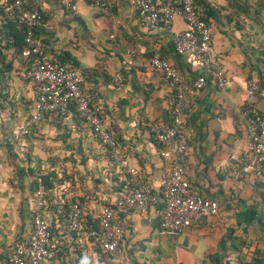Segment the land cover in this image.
Returning a JSON list of instances; mask_svg holds the SVG:
<instances>
[{
    "label": "clouds",
    "instance_id": "9594fccd",
    "mask_svg": "<svg viewBox=\"0 0 264 264\" xmlns=\"http://www.w3.org/2000/svg\"><path fill=\"white\" fill-rule=\"evenodd\" d=\"M6 2L7 0H0V4ZM65 2L70 5L72 12L84 20L88 28L93 27L90 4L85 0ZM132 2L133 11L139 6L142 9L141 18L146 19L149 24L141 29L148 33L142 38L147 43L136 45L137 58L147 60L151 58L150 53H155V69L161 72V78L166 79L164 73L167 72V76H174L180 83H184L185 78L191 83L192 73H196L202 86L206 75L214 71L215 64L223 65L226 55H231V42L225 39L218 43L212 29L204 30L201 37L197 36V29L192 24H187L182 33L174 34L171 29L176 24L171 0ZM219 2L224 4L225 0ZM45 7L49 6L45 4ZM145 12L151 15L145 17ZM199 27L204 29V25L200 24ZM75 29V23L70 28H57L56 36L63 44L68 45L66 51L56 56H45L44 62L34 65L31 72L26 67L18 74L14 70L11 73L12 79L8 81L16 101L23 97L36 104L34 85L41 83V77L35 76L34 80L32 77L37 71L43 72L45 77L51 73L48 83L55 89V104L60 110L57 123L39 122L35 118V108L28 113L18 112V122L11 121L12 137L19 143L20 151L27 153L31 149L32 156L39 157V163L34 159L31 165L32 168L39 169L37 182L42 184L45 174L50 177V187L47 190L43 187L40 189V207L30 198L26 205L28 211L38 213L35 222L40 226L41 241L54 250L50 254L41 249L38 255L46 257L44 264H49V261L53 264H150L155 257L153 250L157 244L149 230L139 223L141 217L149 219L150 214L146 208L137 212L124 209L122 202L118 201L120 194L115 190L126 184L129 175L138 179L150 177L151 188L161 189L165 182L162 179L163 173L159 170L164 168L166 161L171 162L173 153L161 151L155 142L143 140L137 120L128 119L120 121L119 126L124 141L131 143L119 146V159L114 163L109 162L110 154L105 145L110 141L118 145L119 141L112 130V116L105 105L111 104L110 97L115 98L112 94L119 97L130 92L131 84L125 86L121 83L117 86L112 83L107 73L103 72V66L115 57V53L112 57L103 55L77 38ZM244 31L252 36L256 46L264 43V33L259 32L251 20L245 21ZM242 38V34L237 33V39ZM178 42L183 47L178 46ZM28 55L29 53H24V56ZM189 56H195L196 59L191 61ZM214 57L218 58L215 62ZM169 58L171 63L168 62ZM114 65L117 69L122 67L118 60H114ZM94 72L100 74L101 85L108 80L107 88L93 89L88 86ZM148 75L151 77L152 72ZM119 79L123 81L124 76L121 75ZM224 84L226 89L231 90V96L238 97L241 105L252 96L246 76L234 67L231 73L226 74ZM57 85H63L64 88H58ZM61 91L65 92L63 96ZM188 94L194 96L198 93L188 89ZM160 99H164L163 95ZM124 115L129 116L127 110ZM177 115V123L187 122L184 114ZM29 116L33 119L29 120ZM9 124L8 117L0 116V217L8 218L6 234L8 243L11 244L24 225L20 216L23 198L18 167L14 162L15 156L5 146L4 130L9 128ZM33 124L37 126L36 134L41 138H32ZM92 125L95 126L94 129ZM52 131L58 135L43 138L45 133L50 134ZM235 132L233 126L232 134L235 135ZM233 159L236 157L233 156ZM153 165L157 170L155 173ZM184 187L187 188L188 185L185 184ZM193 203L194 201H189V206ZM122 211L123 218L119 215ZM216 211L217 205L212 203L211 211L205 210L204 215L211 216ZM133 215L137 217V222L130 224L129 218ZM97 219L105 233L103 236L96 227ZM53 223L60 238L52 236L48 240L46 237L49 233L45 229L52 228ZM184 223L190 225L191 220H185ZM204 245V241L192 240L189 242V251L194 249L192 254L199 256L204 251ZM55 253L59 255H55L53 259Z\"/></svg>",
    "mask_w": 264,
    "mask_h": 264
},
{
    "label": "crops",
    "instance_id": "0c3cea01",
    "mask_svg": "<svg viewBox=\"0 0 264 264\" xmlns=\"http://www.w3.org/2000/svg\"><path fill=\"white\" fill-rule=\"evenodd\" d=\"M45 4L49 7L46 8ZM198 4L208 9L206 19L210 29L216 33V41L222 43L228 39L233 46L231 55H226L223 63L225 76L234 67L247 79H256L264 85V43L256 46L252 36L244 31L245 21L251 20L259 32L264 33V0H225L224 4L219 0H198ZM29 7L43 14L36 35L43 41L48 54L56 56L68 49V45L56 36V31L57 28H70L73 23L77 25L74 30L76 37L85 44L108 57L115 53L112 60L104 63L103 72L107 73L112 83L115 74L122 73V83L125 86L130 83L132 89L119 97L112 94L115 98L110 97L111 104L105 105L112 116V130L116 133V139L120 146L131 143L124 141L119 123L135 119L143 140L155 142L160 149L151 126L157 120L165 123L170 121L169 109L174 102V90L149 67V59L137 58L136 45L147 43L142 38L148 33L141 30L143 27L137 19V10L133 11L132 0H117L111 5L108 14L92 8V28H88L79 15L64 8L59 0H30ZM15 20L16 11L8 1L0 4V106H4V110L0 109V116L8 117L10 121L9 128L4 130L5 146L15 156L14 162L18 167L23 198L20 216L24 225L9 244L6 234L8 218L0 217V264H9L14 241L28 236L32 230L33 212L26 208L28 199L37 202V191L42 187L45 190L50 187V177L45 174L43 183H38L39 169L31 167L34 159L39 163V157L34 158L31 149L22 153L11 133V121L18 122L17 113H28L33 105L31 100L23 97L16 101L8 83L14 70L18 74L22 68H28L27 61L21 57L18 49L21 40L18 38L16 41L11 33L17 31L22 37ZM174 23L176 27L171 29L173 33L185 28L178 15L174 17ZM237 33H241L243 38L237 39ZM150 56H155V53H150ZM114 60H118L122 67L117 69ZM168 60L172 62L170 58ZM150 71L151 77L148 75ZM195 76L196 73H192L191 79ZM107 83L106 79L101 85L100 74L94 72L88 86L93 89L107 88ZM230 92L225 86L217 88L209 76L207 84L196 92L197 95L187 97L183 112L187 119L184 123L189 149L182 163L187 179L192 188L217 201L219 210L201 221H193L182 233H163L158 225L160 207L157 204L150 205L147 208L150 218L141 217L139 220L157 244L153 250L155 257L150 264H248L250 261L264 260V186L254 175L242 171V151L248 140L244 110L253 104L264 111V100L249 98L248 102L241 105L238 97L231 96ZM161 95L163 100L160 99ZM126 110L129 113L127 117L124 115ZM48 121L57 123L58 117H49L44 122ZM233 126L235 135L232 134ZM36 127L33 124L31 129L33 139L41 138L36 134ZM55 135L58 134L52 131L50 134L45 133L43 138H54ZM115 161L110 156L109 162ZM170 165L171 162L166 161L164 168L159 171L165 175ZM140 166L143 167V164ZM152 167L155 173L157 170L154 165ZM130 179L129 175L128 181ZM140 180L151 188L150 177L145 176ZM122 186L115 191L118 193ZM130 210L138 211L135 208ZM136 222L135 215L129 218L130 224ZM52 230L60 238L55 231V223ZM192 240L205 242L204 251L199 256L192 254L194 249L189 251V242ZM49 264L53 262L49 261Z\"/></svg>",
    "mask_w": 264,
    "mask_h": 264
},
{
    "label": "built area",
    "instance_id": "2783aa9c",
    "mask_svg": "<svg viewBox=\"0 0 264 264\" xmlns=\"http://www.w3.org/2000/svg\"><path fill=\"white\" fill-rule=\"evenodd\" d=\"M10 7L16 11V21L21 27L24 35V45L20 50V55L28 64V71H33V66L44 62V57L50 55L45 49L43 41L37 37L36 29L39 26L42 15L41 12L29 7L30 0H7ZM91 7L99 12L108 14L111 10V5L115 4L117 0H86ZM64 8L71 10L65 0H59ZM155 3V0H152ZM133 3V2H132ZM173 5L172 14L180 16L185 24H192L197 29V36L202 37V33L206 29H210L207 23V13L204 7L197 3V0H171ZM137 19L141 27L149 26L146 19L141 18L142 9L137 6ZM151 15L145 12V17ZM200 24L204 25V29H200ZM170 27V26H169ZM184 30V29H183ZM182 31L174 32L182 33ZM178 46L183 47V44L178 42ZM29 53L28 56H24V53ZM54 56V55H53ZM189 60L194 61L195 56H189ZM218 58H213L215 62ZM169 63H171L168 60ZM55 63V61H50ZM149 67L159 75L161 72L155 69V56L149 59ZM122 73H117L113 77V81L116 85H120L123 81H120L119 77ZM35 76L41 77V83L34 85V91L36 92V104L32 105V109L35 108V118L39 122H44L49 117H58L59 107L55 104L54 91L52 85L48 83L51 77V73L47 77L43 72L37 71ZM166 77L165 82L174 90V102L169 109L170 121L165 123L157 120L152 123V132L160 145V150L170 151L173 153V159L169 170L162 179L165 184L164 187L157 191H153L146 183L142 182L138 178H133L123 185L118 191V201L122 202L123 208L130 210L132 208L141 209L148 208L150 205H159L158 212V225L159 229L163 233H182L188 228L193 221H201L207 217L204 215L205 210L211 211V204L217 205V211L219 210V204L214 199L203 196L196 189L192 188L186 176V172L182 163V159L189 149L187 131L185 123H177L178 115L184 112L187 105L188 89H191L193 93H196L202 89L208 82V77L211 76L214 84L217 88L222 89L225 84V69L224 66L216 63L214 71L208 73L205 78L204 84H199V76L196 74L192 82L180 83L174 76H167V72L164 73ZM249 89L252 92L250 98H258L264 100V85H262L256 79H247ZM54 83V82H53ZM67 81H65V84ZM58 88H64L63 85H57ZM65 94L61 91V96ZM78 104V101H76ZM71 103V101H70ZM246 129L248 133V140L246 147L242 151V171L254 175L264 186V111H261L253 104H249L245 110ZM33 117L29 116V120ZM93 129L95 128L92 125ZM163 137V139H161ZM103 142V141H101ZM119 144L115 145L111 141L105 145L108 148L110 156L114 160H118ZM247 149V151H246ZM247 169V171H245ZM188 187L185 188L184 185ZM39 198L37 199V207H40L41 196L40 190L37 191ZM44 199V197H43ZM189 201H194L192 206H189ZM207 206V209L206 207ZM115 207V206H114ZM215 213V214H216ZM124 212H120L119 215L123 218ZM38 213L33 212L32 216V230L26 237L18 238L14 241L10 254L9 264H43L46 257L38 255L40 250L53 254L54 250L47 243H43L40 237V226L36 224ZM185 220H191L190 225H185ZM96 227L100 232V235H105L102 230L100 220H96ZM49 235L46 239L51 240L52 236H55L52 228L45 229ZM35 237V240L33 239ZM57 253L54 254L53 258ZM248 264H264L262 261H250Z\"/></svg>",
    "mask_w": 264,
    "mask_h": 264
},
{
    "label": "trees",
    "instance_id": "16d2710c",
    "mask_svg": "<svg viewBox=\"0 0 264 264\" xmlns=\"http://www.w3.org/2000/svg\"><path fill=\"white\" fill-rule=\"evenodd\" d=\"M197 3H198V0H197ZM204 8H205V10L207 11L208 9H207V7H205L204 6ZM41 15H42V18H43V14H42V12H41ZM15 22L17 23V21L15 20ZM208 23V22H207ZM18 25V24H17ZM19 26V25H18ZM19 29H20V33L22 34V37L19 35V33L17 34V31H11V33H13V37H14V39H16V41H17V39L18 38H20V40H21V42L18 44V49H19V51L22 49V47H23V45H24V35H23V33H22V30H21V27L19 26ZM19 32V31H18Z\"/></svg>",
    "mask_w": 264,
    "mask_h": 264
},
{
    "label": "rangeland",
    "instance_id": "374dc122",
    "mask_svg": "<svg viewBox=\"0 0 264 264\" xmlns=\"http://www.w3.org/2000/svg\"><path fill=\"white\" fill-rule=\"evenodd\" d=\"M0 109H1V110H2V109L4 110V106H3V104L0 106Z\"/></svg>",
    "mask_w": 264,
    "mask_h": 264
}]
</instances>
